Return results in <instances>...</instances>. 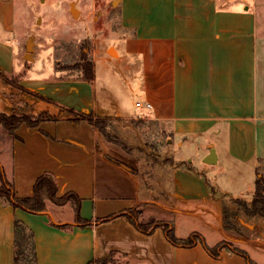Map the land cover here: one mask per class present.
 <instances>
[{"label": "crops", "instance_id": "0c3cea01", "mask_svg": "<svg viewBox=\"0 0 264 264\" xmlns=\"http://www.w3.org/2000/svg\"><path fill=\"white\" fill-rule=\"evenodd\" d=\"M259 1L112 0L124 33L117 56L109 49L106 55L95 52L90 82L26 72L24 46L15 32L17 0H0V72L9 78L22 74L20 86L53 100L13 106L12 86L0 75V112L60 117L35 127L22 123L15 135L0 125V184L4 172L17 196L31 197L37 178L51 173L58 196L76 193L81 217L90 220L81 225L71 202L48 200L45 211L33 213L14 208L0 194V264H15L16 217L34 235L37 264H101L95 260L112 251L128 264H249L228 247L217 258L201 243L175 245L162 227L145 233L124 214L103 221L131 209L140 210L142 222L163 221L156 210L173 213L177 237L198 232L209 246L227 242L264 264V218L241 220L242 229L224 224L229 200L254 195L264 161ZM111 63L120 66L126 88L142 98L137 101L150 102V109L121 106L106 89L99 95L97 69L109 71ZM61 106L109 119V128L125 143L108 140L87 119L73 123ZM137 117L159 125L152 134L153 153L147 145L150 130L136 125ZM191 134L211 140L196 147L203 163L185 164L188 157L179 151L185 142L178 138ZM211 146L218 154L215 164L204 161ZM217 169L215 191L206 172ZM53 206L72 211L65 215Z\"/></svg>", "mask_w": 264, "mask_h": 264}, {"label": "rangeland", "instance_id": "374dc122", "mask_svg": "<svg viewBox=\"0 0 264 264\" xmlns=\"http://www.w3.org/2000/svg\"><path fill=\"white\" fill-rule=\"evenodd\" d=\"M259 3H262L259 6V15L261 16L264 12V0H260ZM16 8L17 31L15 32L16 37L20 38L23 43L25 53L27 52L28 43L32 42L31 55L34 59L26 60L23 58L25 63L28 62L24 64L26 66L25 71H28V73L48 77L78 78L81 73L76 71V69H66L67 71H64L57 68V66L66 68V66L80 63L83 59L92 61L96 51H101L106 55V50L109 49V55L117 56L115 46L119 43L124 31L120 25L118 3L113 4L112 0H17ZM72 8L78 10L77 16H74ZM14 41L17 42V38ZM31 62H33V67L29 69V63ZM110 65L109 71H103L98 67L97 91L100 95L104 89L109 90L115 95L121 106L132 110L133 106H136L134 103L142 98L134 91L132 92L126 88L121 72L117 71L120 66L117 67L113 63ZM11 86L12 92L9 93V97L13 102V106H36V101L43 100L25 91L19 85V81L18 83L16 80L13 81ZM135 109L140 110V107H135ZM24 110L27 111L29 108ZM28 115L36 116L38 114ZM102 121H104L103 124L107 128L106 130L113 137L119 138L124 142L117 135L115 128H109V119H102ZM134 122L142 129L150 130L149 134H151V137L148 136L147 145H149V150L153 153L156 145L152 134L154 133L155 135V132H158L159 125H155L153 121H143L140 117L134 119ZM178 140L185 142L184 148L180 145L178 146L179 151H184L185 158L188 157V161H184L185 164L203 163L201 158L202 150H197L196 147L200 146L201 142L207 143L211 141L210 139L200 134H191L179 137ZM218 171L220 170L217 169L215 173L206 172V176L210 179L211 187L215 191H217V187L214 182V176H217ZM260 173L264 174V161L258 167L257 174ZM224 176L226 175L224 174ZM252 200L253 195H246L241 199L233 198L227 203L225 213L228 214L231 222L241 229L245 226L240 224L241 220L247 221L249 219L253 222L256 218H264V216L251 215L245 211L246 206ZM53 208L65 215L72 211L69 206H53ZM156 212H160L161 220H169L173 226V217H175L173 213L164 210H156ZM25 247L26 255L19 264H34L31 244H26Z\"/></svg>", "mask_w": 264, "mask_h": 264}, {"label": "trees", "instance_id": "16d2710c", "mask_svg": "<svg viewBox=\"0 0 264 264\" xmlns=\"http://www.w3.org/2000/svg\"><path fill=\"white\" fill-rule=\"evenodd\" d=\"M28 63V62H26ZM57 68L67 71L66 69H76L81 73V76L78 79L86 80L92 82L95 79V71L93 67V62L88 61L87 59H83L80 63L66 66V68ZM71 71V70H70ZM3 80L9 84L13 85V81H19V78L22 76L17 75L12 78H9L0 72ZM25 91L36 95L37 97L51 101L53 100L46 98L36 92L28 90L24 88ZM61 112L70 115V118L73 123L77 124L83 119L89 120L93 123L103 134L107 137L108 140L115 141L117 143H122L119 138L113 137L106 129V126L103 124V118H95L92 113H86L82 111H78L71 107L61 106ZM59 115H52L48 112H42L36 116L28 115V114H17V113H6L0 112V125H3L11 134L15 135L17 128L22 123H27L29 126L35 127L38 126L43 121H57L59 120ZM104 120V119H103ZM2 174V182L0 184V194L2 198L8 201L14 208H21L29 212L39 213L45 211L47 209L48 200L53 201L56 204L63 205L68 202H71L74 206L77 219L81 223V225H87L90 223V220L81 217V197H79L74 192H69L64 196H58V186L55 177L51 173H44L39 176L34 184V194L31 197H19L16 195L14 185L6 178L4 172ZM250 205V206H249ZM246 206L245 211L251 215H260L264 216V174H259L256 181V190L253 195V200L251 203ZM227 209H225L226 211ZM140 210L131 209L128 212H121L120 214H115L105 218L103 221L114 218L118 215L124 214L129 217V219L135 224V226L148 234H152L157 227H162L166 237L175 245H180L184 247H192L197 243H201L204 245L205 249L214 257H221L222 250L224 248H229L232 252H236L245 257L249 264H257L254 260L251 259L249 254L240 248L233 247L227 242H222L214 247L209 246L205 241L203 235L198 232H194L187 238H179L176 236L174 227L163 221H148L142 222L140 220ZM224 224L226 228H233L234 224L231 222L228 214L225 213L224 216ZM15 255L14 260L15 264H19L20 261L26 255V244H31L32 247V255L33 262L37 264L36 260V249L33 240V233L24 225V223L18 217L15 218ZM118 251H112L109 256L104 258H98L95 260L97 263L101 264H128L129 262H123L122 256Z\"/></svg>", "mask_w": 264, "mask_h": 264}, {"label": "water", "instance_id": "95a60500", "mask_svg": "<svg viewBox=\"0 0 264 264\" xmlns=\"http://www.w3.org/2000/svg\"><path fill=\"white\" fill-rule=\"evenodd\" d=\"M116 3V2H114ZM72 12L74 14V16H77L78 14V10L75 8H72ZM32 42L28 43L27 46V52L25 53V59L26 60H33V56L31 55L32 52ZM218 160V154H217V150L215 147L211 146L209 149V153L205 156L204 161L208 164H215L217 163Z\"/></svg>", "mask_w": 264, "mask_h": 264}, {"label": "built area", "instance_id": "2783aa9c", "mask_svg": "<svg viewBox=\"0 0 264 264\" xmlns=\"http://www.w3.org/2000/svg\"><path fill=\"white\" fill-rule=\"evenodd\" d=\"M136 106L140 108L150 109L152 107V104L146 101H137Z\"/></svg>", "mask_w": 264, "mask_h": 264}]
</instances>
